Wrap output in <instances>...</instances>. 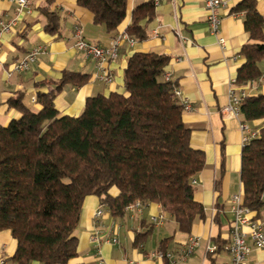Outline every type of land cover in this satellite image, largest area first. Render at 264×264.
<instances>
[{
	"label": "trees",
	"instance_id": "trees-1",
	"mask_svg": "<svg viewBox=\"0 0 264 264\" xmlns=\"http://www.w3.org/2000/svg\"><path fill=\"white\" fill-rule=\"evenodd\" d=\"M75 1L108 33L116 32L128 8V0ZM43 10L45 30L58 32L59 16ZM232 12L244 13V29L257 42L239 53L244 63L235 80L244 86L261 76L264 19L255 0H242ZM154 16V0L136 4L125 33L144 40ZM169 60L154 53L131 55L123 73L126 95L89 97L77 117L60 116L54 99L66 84L87 83L86 74L64 71L57 82L38 85H53L36 93L38 111L23 104L22 93L9 100L21 116L0 126V231L9 230L16 241V264H69L77 255L75 231L88 196L98 198L112 217L136 201L158 204L181 233L203 216L192 178L202 170L204 154L190 145L175 84L163 80ZM240 117L246 123L264 119V94L245 97ZM239 176L243 205L258 214L264 206V125L242 147Z\"/></svg>",
	"mask_w": 264,
	"mask_h": 264
},
{
	"label": "crops",
	"instance_id": "crops-1",
	"mask_svg": "<svg viewBox=\"0 0 264 264\" xmlns=\"http://www.w3.org/2000/svg\"><path fill=\"white\" fill-rule=\"evenodd\" d=\"M147 0H128L126 16L116 32L108 33L105 27L93 22L92 14L79 7L75 0H32L31 11L18 15L11 30L0 36V126L17 120L21 114L9 106V100L17 93L23 94V104L33 111L40 106L32 100L37 92H47L53 85L38 87L41 83L60 80L62 72L86 74L87 83L81 86L66 84L54 99V107L60 116L77 117L89 97L110 93L126 95L123 73L128 58L135 53H154L169 57L165 72L180 91L177 100L186 101L191 109L183 111L182 122L190 129V145L204 154V166L192 178L194 200L203 207V216L196 217L189 233H181L173 219L165 213L166 220L160 226L150 223V217L162 212L160 205L147 203L140 213L126 209L122 216L112 217L98 198L88 196L80 211L75 231L77 255L69 264H162L150 257L160 249L172 252L177 264H220L228 260L226 245L229 243L233 221L231 199L239 195L242 199L240 182V154L242 150L241 117L224 114L228 105V83L235 79L237 69L244 63L239 54L249 39L244 29V13L232 12L242 0H222L219 10L220 27L213 35L208 27L205 0H160L155 6L154 19L147 25V37L122 42L118 58L106 63L103 68L110 81L100 79L101 72L95 61L85 57L74 47L71 39L74 27L81 29L85 41L101 47L111 45L115 36L125 33L130 23L132 8ZM256 9L264 19V0H255ZM59 16L56 33L45 30L44 8ZM17 5L11 0H0V22L15 18ZM264 35V30H263ZM219 39L224 44L220 45ZM264 43V42H263ZM35 47H43L28 71L8 76L13 64ZM264 74V59L258 63ZM248 96L264 94V80L251 87L240 86ZM250 129L258 131L264 119L247 122ZM110 194L115 196L113 189ZM97 209L102 210L99 231L103 235L117 236L119 243H104L94 247L90 241L98 230L94 219ZM251 218L264 226V206ZM246 243L250 248L244 264H264V249L253 247L248 229L243 227ZM190 237H197L198 246L185 258L178 257L179 249L188 244ZM208 247H214L209 252ZM16 241L9 230L0 231V256L5 264H16L13 255ZM30 264H39L32 262Z\"/></svg>",
	"mask_w": 264,
	"mask_h": 264
},
{
	"label": "built area",
	"instance_id": "built-area-1",
	"mask_svg": "<svg viewBox=\"0 0 264 264\" xmlns=\"http://www.w3.org/2000/svg\"><path fill=\"white\" fill-rule=\"evenodd\" d=\"M17 5V13L15 18L7 22H0V36L8 33L11 28L15 25L18 15L25 10L26 12L31 11L32 0H11ZM160 0H154V6L158 5ZM224 2L222 0H205V12L207 23L210 32L213 35H217L220 27V17L219 10L223 6ZM262 29L264 30V20ZM74 43V47L80 51L85 57L91 58L95 61L97 69L101 72L100 79L109 82L110 76L107 71L103 68L106 63L113 62L118 58L119 50L122 42H127L132 44V40L126 33H121L115 36L112 43L108 47H101L91 42H87L83 39L81 34V29L79 27H74L71 39ZM220 45L224 44L223 39L218 40ZM45 49L43 47H35L28 53H26L20 60L15 62L8 73V76L12 74H21L29 70L31 64H33L38 56L43 54ZM164 81H170V73L164 72ZM264 80V74H262L257 80L248 83L251 87L255 84ZM247 84V85H248ZM228 105L224 108V114H229L234 117H240V103L248 96V92L236 84L235 79H231L228 83ZM174 97L178 100L180 97V91L175 86L173 88ZM35 102V99L32 100ZM184 111H189L191 109L190 105L183 101L181 104ZM240 131L242 133V146L248 143L250 140L258 137L259 132L250 129L246 122L240 123ZM232 203V213L233 221L230 228L229 243L226 245V252L228 260L220 264H244L246 256L250 252V248L246 243V234L243 231V227L248 229V236L251 240L253 247L257 249H264V226L257 220L251 218L252 211L243 205L242 199L239 195H234L231 199ZM145 204L136 201L134 204L130 205L127 209H134L137 213H140ZM102 216V210L97 209L94 213V219L98 223V230L92 233L90 236V241L94 247H99L104 243L118 244L117 236L103 235L99 231L100 222L99 218ZM166 220L165 212L162 211L156 215L150 217V223L154 226L162 225ZM199 240L197 237H190L188 244L183 248L179 249L178 257L185 258L187 255L191 254L195 247L198 246ZM209 252L215 250L214 247H208ZM150 257L155 258L162 262V264H177L176 257L172 252L168 251H154L150 254ZM0 264H5L4 257L0 256ZM130 264H134L130 262Z\"/></svg>",
	"mask_w": 264,
	"mask_h": 264
}]
</instances>
